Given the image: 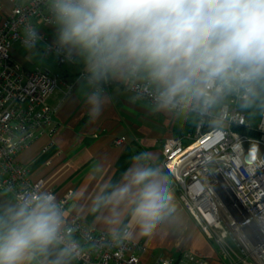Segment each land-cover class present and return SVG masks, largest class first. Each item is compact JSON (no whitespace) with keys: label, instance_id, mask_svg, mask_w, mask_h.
I'll return each instance as SVG.
<instances>
[{"label":"clouds","instance_id":"9594fccd","mask_svg":"<svg viewBox=\"0 0 264 264\" xmlns=\"http://www.w3.org/2000/svg\"><path fill=\"white\" fill-rule=\"evenodd\" d=\"M42 3L52 44L26 23L32 60L50 53L82 66L76 92L92 120L119 85L133 102L178 124L227 132L264 118V0H29ZM107 245L151 238L185 222L174 182L142 151L87 208ZM83 217L68 218L50 191L0 186V264H72L84 251ZM264 231V212L255 217Z\"/></svg>","mask_w":264,"mask_h":264},{"label":"built area","instance_id":"2783aa9c","mask_svg":"<svg viewBox=\"0 0 264 264\" xmlns=\"http://www.w3.org/2000/svg\"><path fill=\"white\" fill-rule=\"evenodd\" d=\"M6 1H0V186L40 189L42 182L31 181L18 158L43 134L53 144L62 124L48 99L61 85L66 94L73 85L49 67L26 69L14 56V46L23 47L24 25L46 24L45 9L39 2ZM40 35L41 49L52 44L42 29ZM55 62L58 67L74 64L56 55ZM187 139V144L181 137L163 141V166L173 179L176 201L215 245L222 264H264V231L255 222L264 212V118L256 127L242 119L240 127L227 132L196 126ZM73 197L74 191L67 190L57 200L66 209ZM81 229L87 239L76 264H144L137 242L107 245L103 230L86 222ZM154 264L208 262L181 250Z\"/></svg>","mask_w":264,"mask_h":264},{"label":"crops","instance_id":"0c3cea01","mask_svg":"<svg viewBox=\"0 0 264 264\" xmlns=\"http://www.w3.org/2000/svg\"><path fill=\"white\" fill-rule=\"evenodd\" d=\"M0 1L7 3L6 0ZM38 26L50 41L54 40L53 27L47 26L50 30L45 31L43 24L38 23ZM12 52L20 61L15 48ZM49 68L73 85L68 94L61 85L48 99L49 105L55 109L54 118L62 127L53 144H50L49 136L43 134L20 153L18 160L29 170L31 181L42 182L41 190L56 192L57 198L67 190L74 191V197L65 209L66 217H83L88 225L103 230L99 225H92L87 214L91 199L101 185L107 180L117 181L130 165L131 157L142 151L153 153L163 166V141L181 137L187 144V135L196 125L178 124L163 114L151 113L143 104L133 102L119 85L107 89L111 102L98 119L92 120L87 114V106L76 92L77 76L82 66L74 63ZM180 208L185 218L181 226L165 227L151 238L135 241L140 246V261L154 264L159 258L190 250L204 257L208 264H222L215 245L187 211Z\"/></svg>","mask_w":264,"mask_h":264},{"label":"rangeland","instance_id":"374dc122","mask_svg":"<svg viewBox=\"0 0 264 264\" xmlns=\"http://www.w3.org/2000/svg\"><path fill=\"white\" fill-rule=\"evenodd\" d=\"M42 28L47 31L48 29L50 30V28H48L47 26H42ZM14 48L16 49L19 57H20V61L23 63V65L25 67H27V69H33L35 67H52L54 68L56 66V62H55V55H49L43 58V60H32L30 58H28V53L25 51V49L23 47H20L18 45H15ZM260 122V119H258L254 124H252V126L256 127Z\"/></svg>","mask_w":264,"mask_h":264},{"label":"water","instance_id":"95a60500","mask_svg":"<svg viewBox=\"0 0 264 264\" xmlns=\"http://www.w3.org/2000/svg\"><path fill=\"white\" fill-rule=\"evenodd\" d=\"M72 264H76V263L73 261Z\"/></svg>","mask_w":264,"mask_h":264}]
</instances>
